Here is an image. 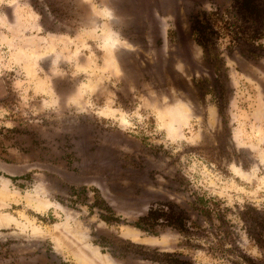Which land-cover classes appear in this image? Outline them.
Listing matches in <instances>:
<instances>
[{
  "label": "rangeland",
  "instance_id": "obj_1",
  "mask_svg": "<svg viewBox=\"0 0 264 264\" xmlns=\"http://www.w3.org/2000/svg\"><path fill=\"white\" fill-rule=\"evenodd\" d=\"M200 11L220 32L209 51ZM250 24L234 0H0V264H164L119 253L127 240L264 264L248 234H264V36L253 46ZM166 203L194 235L131 224Z\"/></svg>",
  "mask_w": 264,
  "mask_h": 264
},
{
  "label": "trees",
  "instance_id": "obj_2",
  "mask_svg": "<svg viewBox=\"0 0 264 264\" xmlns=\"http://www.w3.org/2000/svg\"><path fill=\"white\" fill-rule=\"evenodd\" d=\"M234 10L243 20H248L252 23V25L250 24L252 31L249 34V39L253 43V46H255V42L264 36V0H234ZM212 15L214 13L200 11L194 16L192 22L194 39L205 51L213 48L220 39V32L216 28ZM251 52L255 53L256 49H252ZM0 175H2L1 171ZM94 205L105 210L101 213V218L106 222H120V218L113 213L112 208L108 204L102 207L100 197L97 198ZM194 208L208 217L213 216V212L208 208L201 209L198 206ZM219 215L220 213L216 216ZM220 219L223 220V217L221 216ZM192 224L194 222L191 220L188 212L175 203H166L161 207H153L145 215L140 216L135 223H132L134 227L149 234H157L159 227L169 226L188 236L195 234ZM248 234L260 245L264 244V234L262 232L255 235L249 227ZM99 240L100 244L103 241H108L107 238L102 236H99ZM123 242L125 245L119 250L121 254L132 252L142 259L164 264H190L189 261L184 260L180 254L178 255L175 252L161 251L159 248H150L145 244L136 243L131 240ZM238 257L239 259L233 261V263L259 264L248 255L243 254L238 255Z\"/></svg>",
  "mask_w": 264,
  "mask_h": 264
},
{
  "label": "flooded vegetation",
  "instance_id": "obj_3",
  "mask_svg": "<svg viewBox=\"0 0 264 264\" xmlns=\"http://www.w3.org/2000/svg\"><path fill=\"white\" fill-rule=\"evenodd\" d=\"M192 22H193V21H192ZM191 28H192V26H191ZM192 34H193V33H192ZM199 46H200V45H199ZM162 205H163V204H162ZM162 205H161V206H162ZM109 206H110V205H109ZM161 206H153V207L156 208V207H161ZM110 207H111V206H110ZM153 207H151V208H153ZM151 208H149L148 211H149ZM100 210H101V212H100V217H101V213H103L105 210H104V209H101V208H100ZM148 211H147V212H148ZM147 212H146V213H147ZM113 213H114V212H113ZM146 213H144L143 215H145ZM115 215H116V214H115ZM116 216H117V215H116ZM140 216H142V215H140ZM140 216H139V217H140ZM117 217H118V216H117ZM139 217H138V218H139ZM119 218H120V217H119ZM101 219H102V218H101ZM102 220H103V219H102ZM137 220H138V219H137ZM137 220H136V221H137ZM104 221H105V220H104ZM136 221H135V222H136ZM105 222H106V221H105ZM120 222H121V219H120ZM120 222H119V223H120ZM135 222H134V223H135ZM107 223H110V224H111V223H117V222H107ZM131 224H132V223H131ZM165 227H169V226H165ZM135 228H136V227H135ZM159 228H163V227H159ZM159 228H158V229H159ZM169 228H172V227H169ZM137 229H138V228H137ZM158 229H157V230H158ZM172 229H174V228H172ZM139 230H140V229H139ZM152 235H157V234H152Z\"/></svg>",
  "mask_w": 264,
  "mask_h": 264
}]
</instances>
